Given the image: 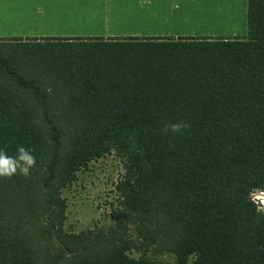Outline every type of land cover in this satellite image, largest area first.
Listing matches in <instances>:
<instances>
[{"label":"trees","instance_id":"trees-1","mask_svg":"<svg viewBox=\"0 0 264 264\" xmlns=\"http://www.w3.org/2000/svg\"><path fill=\"white\" fill-rule=\"evenodd\" d=\"M246 21L245 38L0 41V149L36 158L0 179V264H264V0ZM111 152L113 224L67 232L63 190Z\"/></svg>","mask_w":264,"mask_h":264},{"label":"rangeland","instance_id":"rangeland-1","mask_svg":"<svg viewBox=\"0 0 264 264\" xmlns=\"http://www.w3.org/2000/svg\"><path fill=\"white\" fill-rule=\"evenodd\" d=\"M185 7L176 19L116 20L100 24L101 21H80L81 25L72 27L86 31H0V41L10 47L14 39H57V38H130V37H186V38H245L247 31H230L237 21L211 19L207 1L182 5ZM203 8L197 12L193 7ZM202 13L201 16H198ZM104 23V22H103ZM34 23L25 28L32 29ZM232 24V25H231ZM71 25L68 27L70 28ZM107 28L109 31H104ZM71 29V28H70ZM129 30V31H121ZM123 175L122 161L114 152L95 159L80 169L76 180L63 190L66 201L65 230L79 233L85 230L108 228L114 222L113 209L118 203L115 185ZM257 207V206H256ZM131 256H137L131 251ZM163 264H174L173 258L165 255Z\"/></svg>","mask_w":264,"mask_h":264},{"label":"crops","instance_id":"crops-1","mask_svg":"<svg viewBox=\"0 0 264 264\" xmlns=\"http://www.w3.org/2000/svg\"><path fill=\"white\" fill-rule=\"evenodd\" d=\"M191 1H207V11L216 22L241 21L231 24L230 31H247V0H0V31H86L72 26L80 21L104 25L116 20L176 19L185 9L182 5ZM192 9L205 12L197 6ZM29 23L34 27L27 30Z\"/></svg>","mask_w":264,"mask_h":264},{"label":"clouds","instance_id":"clouds-1","mask_svg":"<svg viewBox=\"0 0 264 264\" xmlns=\"http://www.w3.org/2000/svg\"><path fill=\"white\" fill-rule=\"evenodd\" d=\"M178 7V5H174ZM190 127L186 122L168 123L162 129L167 133H182ZM36 166V158L33 150L24 146L17 148V155L9 156L4 149H0V179L11 180L15 176H21L25 179L29 178L31 171ZM251 202L257 206L258 213L264 214V190L253 189L249 193ZM264 250V249H261Z\"/></svg>","mask_w":264,"mask_h":264}]
</instances>
